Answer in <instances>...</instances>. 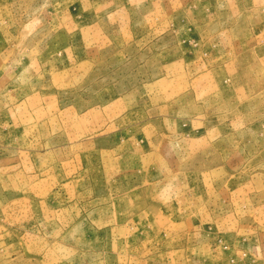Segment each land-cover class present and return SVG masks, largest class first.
Here are the masks:
<instances>
[{
    "label": "rangeland",
    "instance_id": "374dc122",
    "mask_svg": "<svg viewBox=\"0 0 264 264\" xmlns=\"http://www.w3.org/2000/svg\"><path fill=\"white\" fill-rule=\"evenodd\" d=\"M0 264H264V0H0Z\"/></svg>",
    "mask_w": 264,
    "mask_h": 264
}]
</instances>
